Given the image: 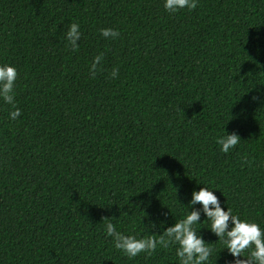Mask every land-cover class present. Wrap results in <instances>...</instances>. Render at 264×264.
<instances>
[{
  "label": "trees",
  "instance_id": "16d2710c",
  "mask_svg": "<svg viewBox=\"0 0 264 264\" xmlns=\"http://www.w3.org/2000/svg\"><path fill=\"white\" fill-rule=\"evenodd\" d=\"M3 63L18 76L15 107L0 100V264H178L173 245L128 259L103 219L159 234L204 185L264 227V0L176 13L163 0H0ZM224 129L240 137L228 153ZM200 234L215 264L222 245Z\"/></svg>",
  "mask_w": 264,
  "mask_h": 264
},
{
  "label": "clouds",
  "instance_id": "9594fccd",
  "mask_svg": "<svg viewBox=\"0 0 264 264\" xmlns=\"http://www.w3.org/2000/svg\"><path fill=\"white\" fill-rule=\"evenodd\" d=\"M197 4L198 0H163V8L168 13H176L182 9L191 11L197 7ZM99 31L105 39H116L120 35L119 31L113 28H102ZM81 35L79 24L73 22L68 26L65 40L72 50L78 49ZM102 59L103 53L93 57L89 67L92 77H95L97 66ZM110 75L115 78L118 70L113 68ZM17 76L18 72L14 65L0 64V100L14 107ZM253 99L258 98L253 97ZM20 115L19 108L9 112V118L12 120ZM239 140L240 137L236 132L229 133L224 129V134L216 138V143L221 152L228 153L236 147ZM213 190L205 185L199 190L194 189L191 199L186 205L183 204L185 212L182 218L174 220L175 222L169 226H165L166 220L161 221L159 227L163 226V230L159 234L156 232L157 223L151 220L147 225H150V230L156 235L139 236V234H124L117 231L111 219L104 218L105 236L111 237L115 249L130 260L141 254L146 258L150 257L158 246L167 248L173 245L178 264H211L210 258L214 254V249L200 234L201 229H207L217 238L215 243L222 245L218 257L221 252L226 251L232 258L229 264H264V227L252 220L241 219L238 214H233L229 206L225 210V206H222ZM198 204L199 208L196 207ZM205 222H207L206 228H197Z\"/></svg>",
  "mask_w": 264,
  "mask_h": 264
}]
</instances>
